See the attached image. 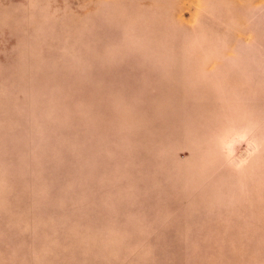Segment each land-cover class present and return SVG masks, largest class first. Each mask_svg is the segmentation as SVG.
<instances>
[{
    "label": "rangeland",
    "instance_id": "1",
    "mask_svg": "<svg viewBox=\"0 0 264 264\" xmlns=\"http://www.w3.org/2000/svg\"><path fill=\"white\" fill-rule=\"evenodd\" d=\"M0 264H264V0H0Z\"/></svg>",
    "mask_w": 264,
    "mask_h": 264
}]
</instances>
